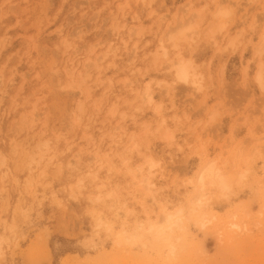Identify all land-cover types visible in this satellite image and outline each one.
<instances>
[{"label": "rangeland", "instance_id": "obj_1", "mask_svg": "<svg viewBox=\"0 0 264 264\" xmlns=\"http://www.w3.org/2000/svg\"><path fill=\"white\" fill-rule=\"evenodd\" d=\"M262 37L264 0H0V264H264ZM145 156L149 195L126 173ZM210 160L238 183L198 205Z\"/></svg>", "mask_w": 264, "mask_h": 264}, {"label": "bare ground", "instance_id": "obj_2", "mask_svg": "<svg viewBox=\"0 0 264 264\" xmlns=\"http://www.w3.org/2000/svg\"><path fill=\"white\" fill-rule=\"evenodd\" d=\"M190 27L186 24L185 21H180L176 27H174V28L170 27L168 29L167 33L165 34L166 40L168 42H171L172 43L171 45L173 47H177L179 45V41L184 40L188 37L189 38L192 37V35L187 36V32H186V29H188V28H189L188 30H191V32L193 31V27H192V29H190ZM116 28L118 29L119 27L117 26ZM176 28H178V29H176ZM123 29H124V25L122 27H120V30H123ZM120 30H118V31H120ZM129 32L134 33L135 35H139V33L141 32V27L137 28V29H132ZM191 32L189 31V33H191ZM263 40H264V37H262L259 40V43L256 46V51L261 52V50H264L263 49V44H264ZM261 41H262V43H261ZM110 51H111V49H109V47H108V49L106 48L104 56H106L107 53ZM158 59H159V54H157L155 52L153 54V57H152L153 63L158 62ZM169 65H170L169 66L170 68H173V73H174L176 82L178 81L180 83H190L192 85V87L194 88V90H196V91H201L202 89H204V86L201 83L200 77H198L194 73H191V71L189 70V67L187 66V64L185 62H181L180 60L176 61V62L170 61ZM82 67H83V69H82L83 73L88 75L89 74V68L91 67L90 61L87 60L82 65ZM72 69H73V71H75L74 67ZM263 70H264V62L260 64L258 75ZM124 82H125V80H124ZM131 89H132V92L135 93V96L132 99V102L136 101V100H140V101H146L148 103H152L155 100L152 93H151L150 83L144 87L142 92H139L138 90H135L133 88H131ZM138 108H140L139 104H137L134 109H138ZM159 108H160V105L156 104V106L153 110L155 112H157ZM116 110H117V105L114 104L113 107L111 108L110 112L113 114L114 112H116ZM147 126L148 125H146V124L144 125L145 129L147 128ZM147 130H148V128H147ZM144 132L146 133V130H144ZM131 136L133 139L136 137V136L133 137L134 135H131ZM105 160L106 159H104V161ZM107 160H109V159H107ZM157 165H158L157 161H155L151 157L145 156L142 165H140L136 170H132L129 168L126 169V173H128L131 177L130 183H132L133 190H139V191H142L143 193L145 190L147 191L146 188H148L153 183V180H152V177L154 176L153 168H155ZM143 168L146 169L145 174L143 175L142 178L135 180L136 174L138 172H140L141 169H143ZM195 183H197L196 188H198V194L195 198V201L197 202L198 205H202L205 202H207L210 199V197L217 199L221 195H223V196L227 195V193L230 192L232 190V188L238 183V177L236 175L235 170L232 169L228 173L224 172V171H222V169L217 167L215 160H210V161L205 162L200 167V169L198 170ZM207 188H213L214 190H212V191L207 190ZM149 193L150 192L147 191L144 194L149 195ZM180 212H181V210H177L175 213H164V214H162L159 217L158 225L155 227L154 224H150L149 225L150 229L154 228V229H152L154 231V233L159 234L162 230H164L165 227L168 229H171V227L173 225L178 226L179 225L178 221H180V219H181L180 218L181 216H179ZM101 221L98 223L99 227L103 226V224H104ZM200 223H201V225H203L202 222H200ZM141 226L142 225H139L138 228L141 229ZM231 226L232 227H238L236 224H232ZM152 230L148 229L147 232L152 233ZM144 234H145L144 231H140L137 234H130V233H127L124 231L123 236H124V239H126V240L130 239L131 240L132 237L142 238ZM174 249H175V247L172 246L169 249L170 253H173Z\"/></svg>", "mask_w": 264, "mask_h": 264}]
</instances>
